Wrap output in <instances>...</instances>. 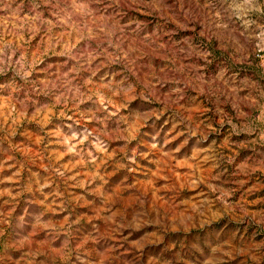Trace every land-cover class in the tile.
<instances>
[{
  "label": "rangeland",
  "instance_id": "rangeland-1",
  "mask_svg": "<svg viewBox=\"0 0 264 264\" xmlns=\"http://www.w3.org/2000/svg\"><path fill=\"white\" fill-rule=\"evenodd\" d=\"M64 3L60 0L59 6ZM259 6L260 0H254L249 13L253 20L264 18V12L255 11ZM226 7L225 0H121V14L127 11L129 22L140 23L142 30L171 37L181 24L196 21L202 31L189 40L203 44L207 37V47L218 42L215 69L203 85L217 107L195 96L172 111L161 108L159 100L155 106L146 102L131 114L130 131L139 123L135 138L126 146L111 144L112 155L100 169L103 181L81 187L88 169L74 167L63 177L54 172L61 164L67 168L74 163L56 139L57 130L72 123L68 116L78 119L71 103L67 109L53 107L45 91L0 87V189L12 191V196L0 195V264H74L78 254L87 264H96L101 251L115 254L109 259L125 257L123 264H264V136L240 108L243 98L230 90L235 76L227 75L228 68L255 52L261 28L253 23L245 30L227 14L218 20L213 13ZM44 8L43 0H0V27ZM225 20L227 29L216 27ZM48 59V68L59 72L65 67L59 55ZM143 75L142 94L147 90L154 95L155 73L148 69ZM168 75L183 80L174 68ZM48 78L45 68L35 87L40 89L39 81ZM182 87L187 90L186 83ZM176 95L161 100L171 104ZM229 106L239 120L224 109ZM96 107L85 99L80 112ZM128 108L124 104L118 110L128 116ZM259 129L264 132V124ZM153 136L161 144L168 142L164 153L151 148ZM73 174L77 180L68 179ZM46 183L51 187H44ZM141 197L159 213L141 215L135 228L127 230V209ZM117 200L122 207H114ZM37 214L55 228L35 227L32 217ZM97 233L101 238L89 241ZM248 249L259 251L248 257Z\"/></svg>",
  "mask_w": 264,
  "mask_h": 264
},
{
  "label": "clouds",
  "instance_id": "clouds-1",
  "mask_svg": "<svg viewBox=\"0 0 264 264\" xmlns=\"http://www.w3.org/2000/svg\"><path fill=\"white\" fill-rule=\"evenodd\" d=\"M43 2L44 10L34 16H25L19 18L18 23L0 27V87L14 86L17 92L45 91L51 106L67 109L71 103L76 109L78 119L68 116L67 119L72 123L59 128L56 137L64 149V155L71 157L74 163H69L67 168L63 164L54 168L56 175L63 177L65 172H72L74 167H79L88 169L90 173L88 179L79 181V186L83 187L95 179L103 181L100 169L112 155L111 144L122 142L126 146L135 138L134 133L139 131V123L130 131L131 114L138 113V109L146 102L155 106L159 100L160 105L163 104L161 108L172 111L173 106L187 105L195 96L212 109L217 107L204 94L203 85L209 82L215 69L217 61L214 57L219 45L217 42L211 47L205 46L207 37L203 44L195 39L189 40L194 33L202 31L199 22L191 21L186 27L181 24L180 30L174 35L161 38L152 29L142 30L140 23H130L128 12L121 14L119 11L121 0H65L62 6H59L60 0H56V4H53V0ZM253 2L254 0H239V3L237 0H225L227 7L223 11H215L213 15L218 20H223L226 14L234 17L245 30L253 23L261 28L257 33L261 43L256 45L255 52L228 68L227 75L235 76L230 90L243 98L244 104L240 108L246 113L247 119L254 122L258 134L264 136V132L259 129V125L264 124V18L257 17L253 20L249 16L253 11ZM255 11L264 12V0H260V6ZM228 26L226 20L216 25L217 28L225 29ZM181 42L186 43L187 48ZM161 49L164 50L163 54L160 53ZM56 55L66 61L65 67L59 72L54 67L48 68V58ZM170 65L175 72L183 74V80L168 75L173 70ZM45 68L49 78L39 81L42 87L37 89L35 85L38 74ZM148 69L155 73L152 81L155 84L154 95L147 90L142 94L143 74ZM158 73H164L163 77ZM185 83L187 90L182 87ZM173 94L179 95L175 96L171 104L161 100V96L166 101ZM85 99L95 102L97 107L94 111L80 112ZM124 104L129 105L128 116L118 110L123 109ZM133 104L136 107H132ZM224 109L239 120L238 113L230 106ZM139 115L142 122V113ZM191 134L189 129V135ZM167 143L165 141L161 144L153 136L151 148L164 153ZM128 159L135 163L134 157ZM68 179L77 180V176L73 174ZM44 187L50 188L51 184L46 183ZM4 193L12 196L10 189H0V195ZM26 203L29 206L31 204L30 201ZM122 206L121 200H117L114 205ZM59 207L63 210V204ZM155 213L159 211L148 207V198L141 197L132 208L127 209V220L124 221L128 225L127 230L135 228L136 218L141 215L150 218ZM116 219L113 217V220ZM32 221L37 228H55V224L46 220L43 214L34 215ZM260 227L264 228V225ZM100 238V233L89 235V241ZM20 239L26 240L23 236ZM105 244H101L100 248L103 249ZM257 251L259 249H248V257ZM110 255L115 256L114 253L101 251L94 258L96 264H123L126 259H109ZM249 261L255 264V261ZM6 264H14V261L7 260ZM74 264L87 262L78 254Z\"/></svg>",
  "mask_w": 264,
  "mask_h": 264
}]
</instances>
